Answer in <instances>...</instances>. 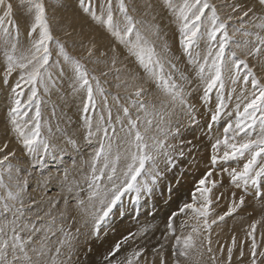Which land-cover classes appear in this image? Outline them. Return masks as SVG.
<instances>
[{
	"label": "snow or ice",
	"instance_id": "1",
	"mask_svg": "<svg viewBox=\"0 0 264 264\" xmlns=\"http://www.w3.org/2000/svg\"><path fill=\"white\" fill-rule=\"evenodd\" d=\"M79 3L83 6L84 0H79ZM164 4L176 18L180 47L204 86L202 99L207 102L213 89L220 90L218 103L211 115L212 122L220 119L227 107L223 97L225 74L233 85L242 83L244 87L237 97L239 102L235 107L234 123H228L223 129V136L216 137L212 143L209 170L197 181L191 202L182 203L169 215L162 237L165 242L152 248L154 256L151 264H156L157 259L159 264H169V260L171 264H201V258L205 256L206 264H233L234 255L240 264H264V230L260 232L262 242L257 243V226L262 225L264 216L249 225L246 236L250 242L247 244L233 236L229 246L214 248L211 239L212 226L242 209L249 197L264 208V77L257 75V71L264 72V0H252L251 3L236 0L227 5L231 13L223 20L217 13L216 5L209 0H183L178 6L172 0H164ZM17 7L33 15L25 37L28 47L24 51H21L20 28L15 19ZM144 8V15H149L153 8L150 0H145ZM83 10L112 40L109 49L112 55L109 57L108 52L101 51L99 55L107 59H96L93 63H104L105 70L101 76L112 75L117 82L115 86L122 87L127 93L125 103L120 102L119 95L112 96L116 105L115 116L100 77L90 73L79 59L69 55L65 45L53 36L43 0H18V5H14L13 0H0V49H3L5 62L0 81L7 86L12 73L19 72V78L11 88L14 106L8 113L9 123L26 154L36 157L41 152L47 154L58 147L50 142L51 127L47 128L48 136H43L41 132L45 125L41 123L43 100L40 90L49 95L56 87L57 79L65 75L60 59L50 64V44L55 43L57 56L62 57L64 65L71 68L73 92L84 93L81 101L84 139L89 142L96 139L99 147L92 156L90 174L85 178L86 198L75 195L73 186H69L67 191L69 197L76 199L75 207L88 217L91 234L99 237L101 226L114 211L123 214L124 210L122 207L118 209V205L122 206L125 194L134 193L136 202L142 195H151L161 175L157 158L163 157L166 164H171L172 150L176 146L168 142L169 138L176 139L182 135L180 127L172 126L174 117L177 124L180 123L177 109L187 116L190 123L196 122V110L187 99L190 93L185 85L190 83L189 77L178 66L179 57L172 55L158 24L136 19L130 14L126 0H115V9L113 0H97L96 9L84 7ZM155 19L156 16L152 15V20ZM233 20L239 22V27H233L230 34L229 22ZM237 34L242 39L237 40ZM204 37L208 42L207 54L202 60L199 54L194 58L191 50ZM120 49L126 53L124 60L120 59ZM97 51L93 38L88 42L87 57H94ZM129 59L134 68L125 63ZM22 82L29 86L24 103L29 108L35 107V115L23 124L20 122L22 101L19 98L23 93L17 91ZM152 88L163 97L159 106L153 102ZM98 97L102 110L94 118L89 113L96 112ZM208 127L211 129V124ZM209 139L212 137L209 136ZM64 143L77 146V141L67 134ZM120 143L125 145L123 152ZM184 143L181 141V144ZM7 147V143L0 147V153L5 152ZM221 148L222 156L218 155ZM178 154L184 156L182 147ZM14 156V151L0 156V264H74L76 236L63 227L57 228V217L49 213L45 214L49 217L47 221L39 215L35 220L30 218L31 204L37 201L26 204L28 179L21 177V169L10 162V157ZM122 159L124 166L119 167ZM241 159L244 160L242 167L221 166L217 170L219 162L239 163ZM149 162L151 167L146 168ZM214 172L219 179L212 178ZM221 174H226L228 186L233 191L227 211L217 214L215 207L220 205L224 193L217 194L214 190L224 187V175ZM142 175L146 178L138 179ZM69 197L65 198L61 220L66 218ZM181 214L187 219L181 220L180 234L177 235L174 222ZM189 221L193 223L189 224ZM57 231L62 238H58L53 247L51 238ZM145 231L142 228L139 234L143 235ZM76 233L79 234V228ZM136 235L130 232L122 237L103 257V261L106 264H125L116 255L124 245L134 241ZM170 238L174 239V243L169 249L166 242ZM169 251L170 256L166 255ZM144 252L143 247L138 250L132 248L127 253L126 264H148L146 259H141ZM76 264H79L78 257Z\"/></svg>",
	"mask_w": 264,
	"mask_h": 264
},
{
	"label": "rangeland",
	"instance_id": "2",
	"mask_svg": "<svg viewBox=\"0 0 264 264\" xmlns=\"http://www.w3.org/2000/svg\"><path fill=\"white\" fill-rule=\"evenodd\" d=\"M144 2L145 0H126V3L129 5L130 14L136 19L146 20L153 24H158V21L161 18L157 19L156 17L155 20H152V15L156 16L161 13L163 14L162 16H165L166 14L165 17L168 19V21L177 26L176 32L179 34L176 18L165 6L164 0H150L153 8L154 6H157L159 13H154L152 8L150 14L147 16L144 15ZM172 2L178 6L183 3V0H172ZM209 2L216 5L217 13L223 20L226 19L231 13V9L227 7V5L236 2V0H209ZM13 3L14 5H18V0H13ZM43 3L46 8L48 21L53 36L56 39H59L61 43L65 45L69 55L79 59L83 64H85L90 73L100 77L103 87L109 94V106L112 107L113 116H115L116 105L112 101V96L119 95L120 102L125 103V96L127 93L122 87L117 88L115 86L117 82L114 80L112 75H109L108 77L101 76V72L105 70L104 63H93V60L96 59L101 61L107 59V57H101L99 55V52L101 51L108 52L109 57L112 55L109 50V47L112 45L111 37L106 32H104L103 29L96 26L91 21L88 13L84 12L83 10L84 7H92L93 9H96L97 0H84L83 6H81L79 0H43ZM113 4L115 9V0H113ZM160 7L162 10L159 9ZM133 8H135L136 11L133 12ZM69 9L70 11H72L71 9H76L77 16L84 15L87 18L89 24L94 25L96 32H91V28L88 25L80 26L79 24V26H77L75 24V20L71 18L69 16L70 13L67 12ZM15 19L18 22L20 28L22 41L21 51H24V49L28 47L25 37L31 26L33 15L29 14L24 8L17 7L15 11ZM233 27H239V22L235 20L229 22L230 34ZM66 33H71V35H67ZM104 35L106 36L105 39H107L108 48L106 45L100 43L101 39L104 38ZM179 36L176 35V37ZM162 37L164 39V36ZM93 38L95 44L97 45L98 51L94 57L89 58L87 57V46L89 41H93ZM236 39L239 40L242 39V37L237 34ZM202 44L206 49L205 51L202 50V48L204 49ZM49 47L52 52L50 64L54 63L57 59H60L61 66L65 67V75L62 78L57 79L56 87L51 89L49 95H44L43 90H40V95L42 96L43 100L41 104V123L42 125H45L42 127L41 132L43 136H48L47 128L51 127L52 136L50 138V142L58 146L56 150L50 151L47 154L41 152L36 157H31L26 154L22 145L17 141L15 134L11 131L8 115L9 110L14 106V97L11 88L15 85L17 79L19 78V72L17 71L12 73L7 86H5L2 81H0V147H3L5 143L8 145L7 149H5V152L0 153V156L4 155L6 152H15V156L10 157V162L14 165H17L21 169V177H27L28 179V189L25 193V202L26 204H31V202L35 200L38 203L31 204L29 216L33 220H35L37 215L47 218L48 216H45L46 213H50V215L53 216L51 212L55 207H58L57 205L60 204V202L58 203V200H62L61 195H63V192H65L66 197H69V193L67 191L69 186H73L74 193L75 195L79 196V198H86L87 184L85 183V178L88 174H90V170H85V168L82 166V163L85 161L86 157L88 159L90 158L89 160L91 161L94 152L99 147V143L96 139H93L91 142L84 139L85 129L83 127V114L81 112V101L84 93L82 91L78 93L73 92V74L71 68L66 67L62 57L57 56L58 49L56 48L54 42L50 44ZM207 50L208 42L207 38L204 37L203 39L199 40L198 46H194L191 51L194 58H196L197 54H199V58L202 60V58L207 54ZM237 51L239 54V50ZM175 53L176 52L173 53V56H175ZM177 55L181 56V59H179L181 61V69H184L185 63L189 60V57L184 54L183 50L181 52L178 51ZM4 68L5 62L3 49H0V77L3 75ZM52 70L54 72L57 71V69ZM257 75L258 77H264V72L257 71ZM226 77L227 74H225V80L227 79ZM225 80L224 84L226 85L223 89V97L227 107L224 113L221 114V118L216 122L211 121V115L215 111L216 105L218 103V93L220 90L213 89L209 94L210 99L205 102L202 99L204 94V86H202L203 84L201 83V85H198L197 87H192L190 83L187 84L190 89L188 91L190 95H188L189 97H187V99H189L188 102L193 105L196 110V122L190 123L187 116H184L180 110L177 109V117L179 118L180 123L177 124L176 117H174L172 126L173 128L180 127L182 135L176 139L169 138L168 142L176 146L175 149L172 150V163L166 164L163 157L157 158V168L161 172V175L157 178V182L153 186L151 195H142L139 202H136L133 199L135 195L134 193L125 194V196L122 198V206L118 205V209L122 207L124 210L123 214L121 211H114V213L109 217V220L101 226L99 237L91 234L92 228L88 217L86 218L80 209L75 207L76 199L69 197V205L73 211L71 219L67 222L66 219L60 220L59 216L57 214L56 215L58 217L57 219H59V222L57 221V228L63 227L76 236V240L74 241L76 254L74 256V264H76L77 257L79 259V264H106V262L103 261V257L112 250L117 241L121 240L122 237L128 235L130 232L137 234L134 238V241L124 245L117 253L116 258L124 261L126 264L127 253L130 252L132 248H137L138 250L140 247H143L145 248V252L142 254L143 258L141 257V259H146L147 262H149L148 264H151L152 258L154 256L152 248L157 247L160 243L165 242L162 237L165 234V225L169 215L173 211L178 210L182 203L191 202L192 192L197 184V181L202 178L203 175L209 170L210 156L212 154V143H214L216 137L223 136V129L228 123H234L235 121V107L239 102L237 97L240 96L241 88H243L244 85L242 83H238L235 84L236 87L234 86L233 88L231 81L227 79L230 82L229 83L227 80L225 82ZM235 88L237 90L233 91ZM250 90L251 86L249 85L248 91ZM17 91L23 93L19 97L22 101V115L20 117V122L23 124L24 121L31 120V118L35 115V107L33 106L29 108L24 103L27 100V95L29 94L28 85H25L22 82L21 88L17 89ZM231 92L232 95L229 96L232 97L231 99H228L229 96L227 95ZM154 95L155 93L153 92L152 99L155 103L156 99ZM97 105L98 107L96 112L89 113V115L93 116L94 118L102 110V103L99 97L97 98ZM157 106H159V104ZM242 110L243 108L241 106V111ZM24 112H27V115H23ZM75 112L77 114H75ZM229 113L231 115H229ZM72 115H78L80 121L77 123V126L72 123L74 127H72L73 125L68 122V120L72 118ZM209 124H211V129L208 127ZM58 128L59 130H57ZM77 131L81 135L80 139H78V137L75 135L78 134ZM65 134L71 136L77 141L76 147H71L64 143ZM209 136H211L212 139H209ZM181 141H184L185 143L181 144ZM187 141H191V143L188 144ZM181 147L184 150V156H180L178 154ZM60 148H63L64 150L60 151ZM222 154L223 149L221 148V151L218 155L222 156ZM119 163V167L124 166L122 161ZM243 163V159H241L239 163L236 161L219 162L217 165V170L221 166L229 168L242 167ZM150 167L151 164L149 162V164L146 165V168ZM221 175H224V187L214 190L217 191V194H219V192L224 193V197L222 198L220 205L215 207V213L217 214H223L227 211L228 204L231 199L230 193L233 191V189L229 188L228 186V178L226 174ZM145 178L146 177L142 175L138 179L143 180ZM212 178L219 179L217 172H214ZM65 179L67 183L63 182ZM63 184L67 185V187L65 186L66 188H63L65 189L64 191L62 190ZM80 188H83L84 191L80 192ZM197 195L199 194L197 193ZM49 199H53V201H49ZM50 202L52 206L55 205V207H52ZM47 203L49 206H47ZM49 207H51L50 209L52 211L49 209ZM56 208L54 210H56ZM260 208V204L256 201H253L251 197H249L246 205L242 209L237 210V212L232 216L226 217L225 221L220 222L218 225H213L211 235V239L214 242L213 247L217 248L220 245H224L225 247L229 246L231 244L232 237L236 236L238 233L232 231V229L240 225H244L245 231L244 235L241 237V239H239V241L245 242L246 244L250 242L249 238L246 236V231L249 230V225L254 220L260 219L262 216H264V208ZM56 215L54 216L56 217ZM46 218L45 221L49 217L47 219ZM184 219H187V217L183 214L175 219L174 227H176L177 235L180 234L179 224L181 220ZM36 222L40 223V221ZM247 222L248 225H245ZM191 223H193V221H189V224ZM77 228H79V234L76 233ZM142 228L146 229V231L143 233V235H140L139 233ZM262 229L264 230V223L257 226L258 244L262 242L260 238V232ZM187 230L190 229H186V231ZM225 235H228L229 237H224ZM58 238H62L59 231H57L56 235L51 238L53 247L55 246V241ZM172 243H174V239L170 238L166 242V247L170 249ZM89 249H91V251H89ZM166 255L170 256V251L166 253ZM94 260H96L98 263ZM206 261V256L201 258V264H206ZM156 264H159L158 259ZM169 264H171V260H169ZM233 264H240V262L235 259V255Z\"/></svg>",
	"mask_w": 264,
	"mask_h": 264
},
{
	"label": "bare ground",
	"instance_id": "3",
	"mask_svg": "<svg viewBox=\"0 0 264 264\" xmlns=\"http://www.w3.org/2000/svg\"><path fill=\"white\" fill-rule=\"evenodd\" d=\"M68 1V0H67ZM249 3H251L252 2V0H249L248 1ZM156 3V2H155ZM154 5H156V4H154ZM159 9H161V7L159 8ZM72 11H70V9L67 11L68 13H70L69 14V16L71 17V18H73L74 20H75V24L77 25V26H79V24H80V26H83V25H88L90 28H91V32H93V31H95L96 30V28H94V25H91V24H89V22L87 21V18L83 15V16H77V10L76 9H71ZM162 10V9H161ZM153 11H154V13L156 12V13H159V10L157 9V6H154V8H153ZM164 11V10H163ZM162 11V12H163ZM164 13V12H163ZM79 14V13H78ZM165 14V13H164ZM163 14H161V13H159L158 15H156V17H157V19L158 18H161L158 22V25H159V27H160V31H161V35L162 36H164V40L165 41H167V43L169 44V46H170V48H171V53H172V55H173V53L174 52H176L175 53V57H176V55L178 54V51L179 52H181L182 51V49H181V47H180V43H179V38H180V36H179V34H178V32H176L177 31V26H175V24L173 25V23L172 22H170V21H168V19L165 17L166 16V14H165V16H162ZM96 32V31H95ZM176 35L177 36H179V37H176ZM104 38L103 39H101V41H100V43H102V44H104V45H106V47H107V39H105L106 38V36L104 35L103 36ZM109 44V43H108ZM201 45V44H200ZM202 46L204 47V45L202 44ZM201 46V47H202ZM179 47V48H178ZM200 47V46H199ZM206 47H207V45H206ZM108 48V47H107ZM110 48V47H109ZM202 50L203 51H205L206 49H205V47H204V49L202 48ZM198 51H200V50H198ZM120 53H121V55H120V59L121 60H124V56H125V53H124V51L122 50V49H120ZM195 55H196V53H195ZM177 57H179V59H181V56H179V55H177ZM125 63H128L129 64V67H135L133 64H132V62H131V60L129 59V60H127V61H125ZM177 63H178V66L181 68V61L180 60H178L177 61ZM181 70H183L184 72H185V75H187L188 77H189V81H190V85H192V87H197L198 85H201V81L199 80V78L196 76V69H195V67L193 66V65H191V64H189L188 63V61L185 63V68L184 69H181ZM138 71H142V70H138ZM260 75V74H259ZM227 78V77H226ZM228 79V78H227ZM226 79V80H227ZM226 80H225V82H226ZM229 80V79H228ZM227 80V81H228ZM229 82V81H228ZM230 83V82H229ZM232 84V83H231ZM226 85V84H225ZM203 86V85H202ZM229 86H232V85H229ZM234 86L235 85H233V88H234ZM227 87V86H226ZM236 87V86H235ZM185 88H186V91L188 92L190 89H189V87H188V85L186 84L185 85ZM192 89V88H191ZM199 89H201V88H199ZM237 89L235 88V90H233V91H236ZM152 91L155 93V95H154V97H155V99H156V104L158 105L159 104V101H160V99H163V97L161 96V98H160V95L158 94V93H156V91H155V89L154 88H152ZM230 92V91H229ZM203 94V93H202ZM228 94V93H227ZM229 95H232V92L231 93H229L227 96H229ZM189 97V96H188ZM232 97V96H231ZM160 98V99H159ZM154 99V100H155ZM158 99H159V101H158ZM229 99V98H228ZM189 100V99H188ZM69 101V100H68ZM68 101H67V104H68ZM67 104H66V106H67ZM63 106H64V104H63ZM72 106V105H71ZM68 107H69V105H68ZM71 108H73V107H71ZM75 108V107H74ZM70 109V108H69ZM68 109V110H69ZM72 110V109H71ZM72 112V111H71ZM74 112V111H73ZM69 113H70V111H69ZM73 114V113H72ZM75 114H77L76 112H75ZM64 116H66V115H64ZM63 119H65V118H63ZM67 119H68V117H67ZM68 122H70L71 124L73 123L74 125H78L77 123H79L80 121H79V117H78V115H75V116H73L72 115V118H70L69 120H68ZM67 123V122H66ZM72 124V125H73ZM74 125L72 126V127H74ZM76 132V131H75ZM77 133L78 134H75L76 135V137H78V139H80L81 138V135H80V133L77 131ZM121 135H123V134H121ZM13 143V142H12ZM115 143H117V142H114V144ZM124 147H125V145H123V143H120V150H121V152H123V149H124ZM114 151H115V148H114ZM90 159V158H89ZM87 157H86V159H85V161L82 163V166L85 168V170L86 169H88V170H90V160H89ZM162 159V158H161ZM122 161V164L124 165V160L122 159L121 160ZM120 164V163H119ZM121 164V165H122ZM21 166V165H20ZM122 167V166H121ZM63 182H65V183H67V181H66V179L63 181ZM67 187V185H62V190L64 191L65 189H63V188H66ZM58 198V197H57ZM65 198H66V194H65V192H63V195H61V199L62 200H58V203L60 202V204L59 205H57L58 207L56 208L55 207V205L54 206H52V204H51V202H50V204H51V206L52 207H55L56 208V210H54L53 209V211L50 209L51 207H49V209L52 211H50L51 212V214H53V216L54 215H58L59 216V218H60V213H61V211H64V209H65V203H64V201H65ZM60 199V198H59ZM50 200H52L53 201V199H49V201ZM57 200V199H56ZM42 202V201H41ZM55 202V201H54ZM57 203V204H58ZM38 204V203H37ZM42 205H44V204H42ZM46 206V205H45ZM47 206H49V204L47 203ZM262 208V207H261ZM260 208V209H261ZM44 209V208H43ZM81 211V210H80ZM263 211V210H262ZM46 212V211H45ZM72 208H71V206L69 205V209H68V211H67V213H66V221L68 222L70 219H71V217H72ZM50 214V213H49ZM84 214V213H83ZM57 215H56V217H57ZM84 216L87 218V216L84 214ZM258 216V215H257ZM260 216V215H259ZM44 218H46V217H44ZM48 218V217H47ZM46 218V219H47ZM58 218V217H57ZM61 220V219H60ZM47 221V220H46ZM57 221L59 222V219H57ZM58 222H57V224H58ZM243 222V221H242ZM264 223V222H263ZM262 223V224H263ZM245 224V223H244ZM237 225H238V223H237ZM245 225H248V222H247V224H245ZM246 227V226H245ZM261 227V226H260ZM225 228V227H224ZM230 228V227H229ZM221 229V228H220ZM223 229V228H222ZM225 230V229H224ZM263 230V229H262ZM232 231H235V232H238L237 234H236V238H237V240L239 241V239H241V237L244 235V225L242 226V225H240V226H236V228L234 227L233 229H232ZM247 232V231H246ZM226 233V232H225ZM229 234V233H228ZM221 235V234H220ZM220 235H218V236H220ZM229 237L228 235H225L224 237ZM245 237V236H244ZM243 237V238H244ZM260 237V236H259ZM261 238V237H260ZM231 239V238H230ZM114 241V240H113ZM105 242V241H104ZM227 242V241H226ZM247 250V249H246ZM98 257V256H97ZM143 258V257H142ZM93 259V258H92ZM101 259V258H100ZM89 260V259H88ZM94 261H96V260H94ZM101 261V260H100ZM99 261V262H100ZM97 262V261H96ZM98 263V262H97ZM149 263V262H148Z\"/></svg>",
	"mask_w": 264,
	"mask_h": 264
}]
</instances>
